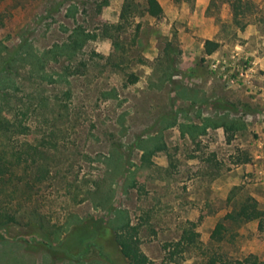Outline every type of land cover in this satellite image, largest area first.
<instances>
[{"label": "rangeland", "instance_id": "1", "mask_svg": "<svg viewBox=\"0 0 264 264\" xmlns=\"http://www.w3.org/2000/svg\"><path fill=\"white\" fill-rule=\"evenodd\" d=\"M157 1L159 17L133 0L138 6L121 21L122 0L102 7L99 0H0V42L8 46L24 37L41 51L77 26L94 36L72 59L47 64L52 82L18 72L14 105L31 107V134L18 145L55 135L46 149L52 167L32 204L45 221L27 225L20 217L0 229V264H77L67 258L82 249L94 258L86 264H126L109 228L114 209L137 226L150 264H160L164 244L191 225L198 249L170 264H201L204 251L264 260L255 221L226 222L223 240L209 239L246 197L264 209V0H240L236 20L237 0ZM205 40L219 44L210 55ZM8 119L0 112V132ZM137 144L152 150L147 161ZM117 153L124 161L116 171L103 160ZM125 178L134 186L123 190ZM96 185L101 207L86 198ZM86 243L98 244L103 257Z\"/></svg>", "mask_w": 264, "mask_h": 264}, {"label": "trees", "instance_id": "2", "mask_svg": "<svg viewBox=\"0 0 264 264\" xmlns=\"http://www.w3.org/2000/svg\"><path fill=\"white\" fill-rule=\"evenodd\" d=\"M108 1L99 0L98 6L107 5ZM122 1L119 19L126 21L138 4H135L133 0ZM141 3L142 10L147 16L157 18L161 15L162 8L157 0H141ZM241 5L240 0L232 3L233 20L238 17ZM92 38H94L93 35L77 26L70 31L64 42L54 44L41 51L35 49L30 41L24 37H21L16 45L8 46L0 42V112H5L9 116L0 132V229L17 224L20 217L26 219L27 225L37 223L41 226V223H44V214L39 212L32 204L36 189L39 187L37 185L46 179L50 167H52L50 162L47 161L46 149L48 148L47 145L52 142L50 137L55 135L54 130H50L48 135L40 138L37 145L25 141L18 145L17 138L19 136L31 134V126L26 122L31 112L30 105H23V107L14 105L15 94L19 90L17 78L20 75L18 72L20 69H24V73L29 79H39L41 81L47 79L52 82V76L48 75L45 70L47 64L56 62L60 57H65L67 60L72 59L81 50L85 42ZM218 46L217 42L205 40L203 52L210 55ZM214 126L217 127L218 125ZM52 145L54 147V143ZM137 147L142 149L141 159L147 161L152 150L140 144H137ZM115 155L114 157L109 154L103 161L107 168L113 167L117 171V169L123 168L122 162L124 159L120 153ZM131 185L134 186L129 178H125L122 189L124 190ZM99 186L96 185L92 192L90 190L86 192V198L91 199L94 207L102 206L99 200L101 190ZM113 214V220L108 226L113 231L114 242L126 264H150V260L139 249L137 226L130 224L127 212L114 209ZM253 221L256 222L257 230L264 232V209H259L254 199L246 197L215 224L209 239L215 244L220 243L228 230L226 222L240 226L243 223ZM5 241L1 240V242ZM198 243V234L193 230L192 225L183 228L177 240L164 244L163 248L167 252L160 264L176 262V257L181 253L190 249H198ZM86 247L88 249L93 248L100 258L103 257L98 244L86 243ZM87 251V249H82L74 256L67 258V260L77 264H86L87 261L94 259L89 258L86 260ZM200 253L203 256L201 264H264V260L258 259L253 254L232 259L215 251Z\"/></svg>", "mask_w": 264, "mask_h": 264}]
</instances>
